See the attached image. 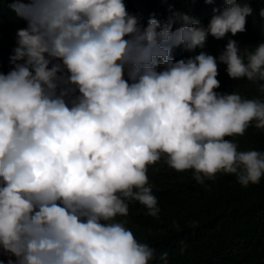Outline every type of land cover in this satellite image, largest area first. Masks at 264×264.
<instances>
[{
	"label": "clouds",
	"instance_id": "9594fccd",
	"mask_svg": "<svg viewBox=\"0 0 264 264\" xmlns=\"http://www.w3.org/2000/svg\"><path fill=\"white\" fill-rule=\"evenodd\" d=\"M250 3L223 0L205 26L180 12L144 25L124 0H0V50L9 16L26 22L0 68V264H150L115 217L136 201L158 218L146 173L162 157L197 184L259 183L264 152L225 137L264 130V101L215 91L225 70L264 82V42H221L246 31Z\"/></svg>",
	"mask_w": 264,
	"mask_h": 264
},
{
	"label": "trees",
	"instance_id": "16d2710c",
	"mask_svg": "<svg viewBox=\"0 0 264 264\" xmlns=\"http://www.w3.org/2000/svg\"><path fill=\"white\" fill-rule=\"evenodd\" d=\"M129 14L141 18L146 25L150 18L164 24L174 12L189 14L205 26L213 9L224 6L223 0L206 4L203 0H124ZM244 2V0H241ZM253 9L247 17L246 31L236 36L228 34L221 40H236L243 53L264 42V18L259 10L264 0H249ZM171 9V11H170ZM10 15L8 34L0 50L1 72L7 74L13 67L10 57L16 47V32L26 27L14 13ZM180 25L174 24L173 28ZM6 35V34H5ZM211 37V36H210ZM213 38V37H212ZM216 45V44H215ZM225 80L215 89L219 93L233 92L245 99L264 101L261 83L247 78ZM224 79V78H223ZM238 145V151L264 152V130L249 126L243 135L225 137ZM148 183L157 198L158 218L147 215V208L139 202H128V215L115 217L131 230L135 238L155 250L150 264H163L159 259L168 253L167 264H264V175L259 183L240 185L235 175L217 173L214 179L197 184L194 170L176 171L162 157L147 170ZM127 202V201H126ZM183 249V251H182ZM6 260L7 257H3Z\"/></svg>",
	"mask_w": 264,
	"mask_h": 264
}]
</instances>
